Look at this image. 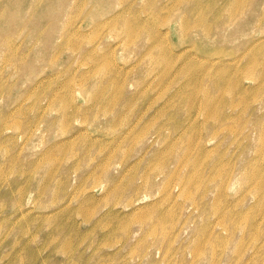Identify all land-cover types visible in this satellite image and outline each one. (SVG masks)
<instances>
[{"label": "rangeland", "instance_id": "rangeland-1", "mask_svg": "<svg viewBox=\"0 0 264 264\" xmlns=\"http://www.w3.org/2000/svg\"><path fill=\"white\" fill-rule=\"evenodd\" d=\"M0 264H264V0H0Z\"/></svg>", "mask_w": 264, "mask_h": 264}, {"label": "bare ground", "instance_id": "bare-ground-1", "mask_svg": "<svg viewBox=\"0 0 264 264\" xmlns=\"http://www.w3.org/2000/svg\"><path fill=\"white\" fill-rule=\"evenodd\" d=\"M236 7H239V4L238 5H234L233 8H236ZM234 11V10H233ZM125 30L126 32H128L129 34H133V32L135 31L136 29V22L134 21H130V20H127V22L125 23ZM123 35V34H122ZM263 185L259 184L257 185V189L261 188Z\"/></svg>", "mask_w": 264, "mask_h": 264}]
</instances>
